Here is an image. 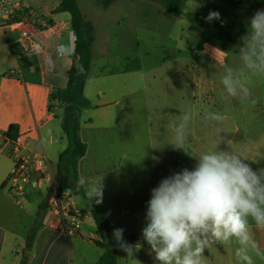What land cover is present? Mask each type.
I'll return each mask as SVG.
<instances>
[{
  "label": "crops",
  "instance_id": "0c3cea01",
  "mask_svg": "<svg viewBox=\"0 0 264 264\" xmlns=\"http://www.w3.org/2000/svg\"><path fill=\"white\" fill-rule=\"evenodd\" d=\"M60 2L61 0H23L30 14L31 26L43 47V53L40 55L24 50L19 42V32H9L0 26V146L8 140H15L8 136L9 128L14 125L16 139L22 143L23 151L45 153L53 168L56 167L58 157L67 147L68 141L61 127L64 106L59 102H52L50 108V96L57 89L67 85V72L71 67L75 41L71 15L68 12H57ZM243 5L247 6L245 3ZM93 26L95 35L94 23ZM94 43L95 37L91 51L90 74L84 88V94L91 105L82 114L80 131L82 140L87 144V153L79 160L78 173L79 178L83 176L90 183L103 177L102 198L99 202L93 201L104 206L114 229L122 228L124 233L137 236L138 241L143 243L141 231L145 225L151 189L163 178L183 168L191 170L196 163L194 156L212 147L217 141L220 142V148L242 149L249 157L256 159L255 163L248 161L253 169L264 168V100L255 98L241 104L236 99H230L222 82L225 75L234 71L229 68L221 71L226 73L222 75L224 77L220 82L207 79L205 84L198 83L195 88L192 86V107L200 104L204 109L207 108V112L202 111L200 115H209L210 123L205 126L203 132L189 136L188 154L184 155L182 150L174 149L167 142L166 149L169 152L161 156L158 164L160 172L156 180H153V174L145 171L144 166L141 169L137 167L143 165L146 158H143L141 153L136 157L133 154L132 134H129L127 128L130 118L128 108L120 106L122 102L121 98L117 97V91L111 88L106 90L101 85L105 77L111 79L113 75H107L105 72L93 73ZM217 56L216 58L221 60V69L229 65L226 61L229 58L228 53L222 52ZM129 65V59L125 60L121 71L124 77L130 80L142 65L140 60L132 69L127 68ZM11 69L21 71L23 78L9 75ZM254 70L264 82V71L259 68ZM138 90V87L128 86L120 96L130 97ZM107 94H110L112 101L108 104L104 100ZM217 107L222 108V118L219 121L215 116H211ZM227 109H230L232 114H229ZM180 120L181 115L178 113L176 120L172 122L174 127L172 126L173 131L170 129L168 138L175 132L177 125L181 123ZM115 121L122 130L117 134L123 143H113L115 133L110 134L111 143L107 150L104 143L106 134H98L96 131L111 127ZM165 124L164 121L163 126ZM93 133L101 144H98L93 152L96 164L93 170L87 173L85 166L91 157L87 137ZM137 145L146 148L143 140ZM135 163L138 164L134 166ZM11 166L12 159L9 156L5 154L0 158V264H97L104 251L93 242L98 235L91 212L87 210L85 213L82 234L67 237L57 229L54 216L48 210L50 189L30 190L22 203L15 201L7 182ZM71 200L79 208H85L83 201L74 192ZM43 204L46 209L43 211L41 227L29 248L26 245V237L39 207ZM248 229V243H241L235 237L226 241L209 238L208 248L204 253V264H249V259L252 264H264V228L258 227L256 222L248 217ZM73 240L77 243H73ZM86 241L87 249L81 246V242ZM134 258L127 257V253L119 249L118 264H154L153 255L149 254L146 244L140 251L135 252Z\"/></svg>",
  "mask_w": 264,
  "mask_h": 264
},
{
  "label": "rangeland",
  "instance_id": "374dc122",
  "mask_svg": "<svg viewBox=\"0 0 264 264\" xmlns=\"http://www.w3.org/2000/svg\"><path fill=\"white\" fill-rule=\"evenodd\" d=\"M98 1L100 0H77L82 14L95 25L93 73L113 75L111 79L105 77L101 85L105 89L117 91V97L122 102L120 106L128 108L130 118L127 128L129 134H132L133 154L136 157L141 153L146 158L143 165L135 163L134 166L137 165L140 169L144 166L145 171L153 174V180L159 175L161 156L169 152L166 149L168 133L170 129L173 131L172 122L176 120V115L180 113L182 117L186 112L190 116L188 138L193 133L203 132L210 123L209 115L205 116L207 108L204 109L200 104L192 107L193 85L195 88L198 83L205 84L207 79L220 82L224 77L222 75L226 73L221 71L230 68L234 70L230 74H238V78L253 90L248 101L255 98L264 100V82L260 75L253 69L244 68V62L236 54V50L218 47L210 42L202 44L199 50L201 28L191 29L187 18L189 12L206 16L210 11H215L220 14V18H235L238 28H246L248 16L251 17L257 9H264V0H188L184 13L180 16L170 14L154 0H118L108 7L98 4ZM195 4L198 6L194 8ZM222 52L229 55L226 59L229 65L222 67L223 69L219 64L221 60L216 58ZM128 59L131 66L139 60L142 65L130 80L121 71ZM128 86L138 87L139 90L133 96L121 97ZM104 100L106 104L112 102L110 94ZM227 110L232 114L230 109ZM202 111L205 113L200 115ZM221 113L222 108L217 107L211 116ZM164 121L166 124L163 126ZM118 125L115 121L111 127L96 131L98 134H106L104 143L107 150L111 143L110 134L115 133L113 143H123V140L118 139L117 133L122 131ZM87 138L91 157L85 171L89 173L96 164L94 149L101 143L94 133ZM142 140L146 148L137 145ZM188 152L189 150L183 151L184 155ZM4 155L0 154V158ZM74 241L73 243H77ZM81 246L87 249L88 242H81Z\"/></svg>",
  "mask_w": 264,
  "mask_h": 264
},
{
  "label": "clouds",
  "instance_id": "9594fccd",
  "mask_svg": "<svg viewBox=\"0 0 264 264\" xmlns=\"http://www.w3.org/2000/svg\"><path fill=\"white\" fill-rule=\"evenodd\" d=\"M219 19L215 11L206 17L208 22ZM236 54L245 69L264 71V9H257L248 18ZM222 82L230 99L241 104L250 99L253 90L238 74H229ZM221 118L215 115L217 121ZM189 120L185 112L168 138L174 149L187 151ZM219 143L194 156L196 163L191 170L183 168L151 189L141 231L143 243L129 244L123 238L124 229H114L113 236L127 257L134 258L146 244L154 264H204L209 238L226 241L235 237L248 243V217L264 228V168L253 169L248 161L255 163L256 159L242 149L220 148ZM102 181L100 177L90 183L82 176L78 184L90 201L99 202Z\"/></svg>",
  "mask_w": 264,
  "mask_h": 264
},
{
  "label": "trees",
  "instance_id": "16d2710c",
  "mask_svg": "<svg viewBox=\"0 0 264 264\" xmlns=\"http://www.w3.org/2000/svg\"><path fill=\"white\" fill-rule=\"evenodd\" d=\"M114 1L101 0L100 3L107 7ZM154 1L159 2L170 14L180 16L184 13V7L188 0ZM230 1L235 2L234 0ZM57 12H68L71 15V26L75 34L71 67L67 72V85L57 89L50 96V108L52 102H59L64 106L61 127L68 141L67 147L60 153L54 168L57 195H61L66 190H72L85 204V208L82 209L83 213L85 214L87 210L91 212L98 235L97 238L93 239V242L104 251L97 264H118V252L121 247L113 236L114 228L105 213V208L95 201H90L85 196L84 189L78 184L79 160L87 153V144L82 140L80 131L82 114L91 105L90 100L84 94V88L89 78L92 63L94 26L82 14L77 0H61ZM207 16L192 12L187 13L190 28H201L198 49H201L202 44L210 42L218 47L236 50L239 37L244 33L245 28H238L236 19L231 16H224L211 22L206 20ZM127 68L132 69L133 66L129 65ZM15 130L16 126L14 125L9 128L8 136L11 139L17 138ZM45 209V204L39 207L35 221L27 234L26 245L29 248L41 227V219ZM123 238L126 242L139 240L137 236L126 233H123Z\"/></svg>",
  "mask_w": 264,
  "mask_h": 264
},
{
  "label": "built area",
  "instance_id": "2783aa9c",
  "mask_svg": "<svg viewBox=\"0 0 264 264\" xmlns=\"http://www.w3.org/2000/svg\"><path fill=\"white\" fill-rule=\"evenodd\" d=\"M30 22V14L23 0H0V26L9 32H19V42L24 50L40 55L43 47ZM8 74L23 78L18 69H11ZM0 154L12 159L7 182L9 192L17 203H22L30 190L50 189L48 210L54 216L57 229L69 238L82 234L85 214L72 202V190L57 195L54 168L45 153L23 151L22 143L15 139L1 145Z\"/></svg>",
  "mask_w": 264,
  "mask_h": 264
}]
</instances>
